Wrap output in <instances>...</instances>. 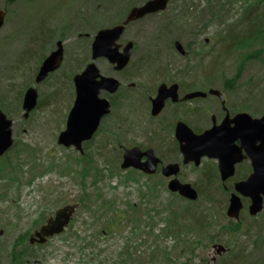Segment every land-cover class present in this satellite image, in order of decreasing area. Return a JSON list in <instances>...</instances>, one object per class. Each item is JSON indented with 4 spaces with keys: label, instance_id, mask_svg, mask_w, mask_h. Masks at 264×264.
<instances>
[{
    "label": "rangeland",
    "instance_id": "obj_1",
    "mask_svg": "<svg viewBox=\"0 0 264 264\" xmlns=\"http://www.w3.org/2000/svg\"><path fill=\"white\" fill-rule=\"evenodd\" d=\"M185 2L171 0L166 11L130 26L120 40L121 44L136 43L124 76L141 86L143 103L136 113L129 112L132 118L129 119L137 122L136 127L122 126L115 118L107 119L90 147L91 152L97 153L99 166L109 167L110 174L114 175L113 178L105 175L107 180L96 188L105 200L115 202L113 211L102 217L81 205L83 187L76 162L81 155L73 148L59 146L57 140L73 106V77L85 68L87 61L91 62L95 35L101 29L123 23L131 9L143 5L145 0H16L11 5L9 0H0V10L8 13L5 27L0 31V103L4 107L1 109L14 121L15 140L21 142L16 150L9 152L10 158L24 166V173L19 170L13 175L21 179L20 184L16 181L18 185H13L12 189L6 182L0 184V264H9L12 245L19 235L27 231L31 234L44 224L34 227L35 221L45 222L58 209L73 204L80 206L72 227L66 229L63 238L56 237L45 249H38L39 258L31 264H146L153 252L158 259L152 264H229L240 253L245 259L236 264H264V211L256 217H250L248 211L241 216V233L255 227L261 236L253 233L251 237H244L237 233L232 235L234 241L238 239L237 244L227 243L230 237L225 233L229 226L227 193L223 191L220 177L214 182L206 181L209 172L217 174L216 162L204 160L200 167L182 168L178 178L191 183L199 192L195 202L171 193L169 180L162 174L124 184L123 177L130 170L121 169L126 148L134 145L153 148L165 165L180 160L171 152L172 146L151 141L153 125L148 122L150 113L145 101L160 80L184 70L186 63L172 44L175 38L194 50L197 56L193 55L196 61L192 66L198 73L205 74L210 88L224 93L228 106L244 109L256 117L264 114V53L249 58L264 46V39L263 36L255 38L254 30L250 29L251 21L241 22L250 9L247 1L194 0L192 10L175 19L170 29L161 31L172 17V8ZM263 8L261 4L255 11L261 12ZM181 11L179 9L178 14ZM261 23L264 25V21ZM230 34L238 35L239 43L232 46ZM195 36L198 39L193 42ZM206 39L210 40L208 44H205ZM58 40L64 42V63L37 85L35 79L42 64L43 48L46 46L45 55L48 56L55 50ZM77 52L79 60L86 59V62L75 69ZM198 63L200 67L195 66ZM96 64L103 75L115 77L127 85L107 60L100 59ZM242 65L240 81L233 91H226L225 81L233 79ZM31 87L38 90L39 100L26 120L22 105ZM207 106L214 108L216 104L208 101ZM108 130L114 133H107ZM142 194H146L145 199ZM130 205L139 211L141 223L138 226L134 217L139 214L136 215ZM176 215L181 226L190 225L187 230L180 228L178 236L174 234L177 228H169L167 224ZM113 217L120 220L121 225L105 230L107 221ZM197 220L205 226L199 228ZM151 221L157 225L154 233L149 226ZM71 232H77L76 236ZM214 244H223L230 249L229 253L218 256ZM126 249L143 256L140 262H123ZM163 250L170 259L165 257Z\"/></svg>",
    "mask_w": 264,
    "mask_h": 264
},
{
    "label": "water",
    "instance_id": "obj_2",
    "mask_svg": "<svg viewBox=\"0 0 264 264\" xmlns=\"http://www.w3.org/2000/svg\"><path fill=\"white\" fill-rule=\"evenodd\" d=\"M171 0H148L141 6L134 7L127 15L126 20L111 28H104L97 32L92 44L91 62L85 70L73 79L76 88V99L72 106L65 129L59 134L57 143L66 149H75L84 155V144L92 141L99 131L102 120L111 115L112 108L108 98L103 93L114 95L121 89L122 83L115 77L105 76L101 73L96 62L105 59L117 72L124 71L131 63L135 43L133 41L122 46L120 40L128 26L144 18L161 14L167 10ZM6 10H0V31L5 27ZM175 49L182 56L187 55L180 41L175 43ZM65 49L63 41L56 43V48L42 62L36 76V84L43 83L51 74L57 72L63 65ZM176 87L169 89L163 84L158 89V95L152 100L151 115L158 116L164 109L165 101L169 98L177 99L171 94ZM210 94L221 99L225 106L226 99L220 90H211ZM205 93H194L186 99L206 97ZM39 100L38 90L29 88L23 100L24 119L37 108ZM177 137L180 142V151L184 157L182 166L194 164L202 165V160L218 161L221 182L225 185L236 174V165L244 158H238L241 149L236 147V141L240 140L242 148L246 151L250 147L254 150L252 166L254 172L245 180L236 182L234 192L230 195L227 208V217L234 221L240 220L244 209L243 199L250 200L249 215L256 217L264 211V115L255 118L249 113L237 114L232 120L229 115L220 124L202 135H196L184 123L177 127ZM260 142V145L258 143ZM15 144L14 121L10 119L0 108V159L9 153ZM146 158L145 160H143ZM161 160L156 156L154 149L142 151L135 146L124 149L121 169H134L147 176L157 174ZM181 172V164L171 163L165 165L161 174L169 179L168 190L180 197L195 202L199 199V192L191 183L182 182L178 176ZM80 204L67 205L58 209L54 217L48 218L46 223L31 235L30 244L45 245L50 238L62 235L79 208ZM213 249L218 256L229 252L223 244H214Z\"/></svg>",
    "mask_w": 264,
    "mask_h": 264
},
{
    "label": "flooded vegetation",
    "instance_id": "obj_3",
    "mask_svg": "<svg viewBox=\"0 0 264 264\" xmlns=\"http://www.w3.org/2000/svg\"><path fill=\"white\" fill-rule=\"evenodd\" d=\"M137 22H139V21H137ZM137 22L130 24L128 26V28L130 26L136 24ZM79 36H82V35L80 34ZM197 39H198V37L195 36L193 39V42L197 41ZM177 41H180V40L178 38H175L173 40V43H172L174 46L175 52H177L175 49V43ZM209 41H210L209 39H206L205 44L206 43L208 44ZM129 42H131V41H127V43H129ZM193 42H191V43H193ZM126 44H121V45L124 47V46H126ZM194 45H196V44H194ZM184 48L187 51L186 56H182L179 52H177V54H179L180 56L183 57V60L186 63L183 67L184 70L181 72L179 71L177 74H172V75L167 76L166 80H160L155 87L154 93H152V95L149 96L145 100L146 104H147V111L150 113V116L148 117V122L153 125V134H152L151 141L154 144L156 143L158 145L172 146L171 152L176 153V155L179 156V159H180L179 162H174V163L181 164V172H182V168L184 167V166H182V162L184 160V157L180 151V142H179L178 137H177V127H178L179 123H184L185 125H187V127H189L193 131L194 134L202 135L206 131L212 129L215 125H220L226 119V117L228 115H229V120H232L237 114L249 113L247 111H244V109H235L231 106H228V100L222 91L221 92L223 93V95L225 96V99H226L225 106L222 104V101L220 98H218L215 95L210 94V91L213 90V88H210V86L208 85V82H207L208 80H206L205 74L201 71H199V73H198V71H196L194 69V66H192L193 62L196 61L193 58V55H195L196 53H194V50L190 47V45H186V46H184ZM135 50H136V43H135L134 52H135ZM134 52H133V54H134ZM196 56H197V54H196ZM91 57H92V44H91ZM83 62H86V59H83L82 63ZM89 63L87 61L85 68L87 67V65ZM129 66L122 72L115 71L114 67L112 66V68L115 72H117L123 76L122 81L126 82L127 85L124 86L122 83L120 91L114 95H111V94L106 93V92L103 93V97L108 98L110 103H111L112 113H111V115L107 116L105 119L102 120L101 127L104 125V122L107 119H111V118H115V120H117L119 122V124H121L122 126H126V127L128 126L130 128L136 127L137 122H136V120L135 121L131 120L132 118H131V116H129V112L132 111L133 113H136L137 109L141 107V105L143 103L142 102L143 101V92L141 90H139L141 87L139 84H136L134 82H130L128 78H125L124 74L126 73V70L129 68ZM195 66L200 67L201 64L198 63ZM186 67H188V69H186ZM190 67H192V68L190 69ZM85 68L80 73H82L85 70ZM80 73H78V74H80ZM78 74H76V75H78ZM74 77H73V79H74ZM163 84H166L169 89H172V87H176L175 91L174 90L171 91V94L174 96H177V99L176 100H174L173 98L167 99L165 101L164 109L161 111V113L158 116H152L151 115L152 100L158 95V89ZM73 86H74V93H75V97H74V102H75L76 88H75L74 82H73ZM214 90H218V89H214ZM197 92L205 93V94H207V96L206 97H197L194 99H186V97L188 95H191V94H194ZM208 101H210V103L213 102L214 104H216V106L214 108L207 106ZM74 102H73V105H74ZM124 113L126 116L124 115ZM250 115H252V114H250ZM263 115L264 114H262L260 117H262ZM253 117L260 118V117H256V116H253ZM129 118H131V119H129ZM122 126L119 125L120 128H122ZM98 133H99V131H98ZM259 145H260V142L258 143L257 146H259ZM134 146H137V145H134ZM139 147L141 148L142 151H146V150L150 149V147H148V148H142L141 146H139ZM236 147L241 149V154L238 156V158H244V159H242V162H240L236 165V174H235L234 178L230 179L225 185L223 184V186H222L223 190L227 193L228 201H229L231 193L234 192V190H235L234 185L237 181H234V179H235L236 175L238 173H243V174H245V179H247L254 172L253 166H252V161H253L252 158H254L253 157L254 156L253 148L250 147V150L246 151L245 149L242 148V144H241L240 140L236 141ZM169 151L170 150H168V153H169ZM155 154L161 160V163H160V165L158 167V171H157V175H158V174H161V170L165 166V164H164L163 158L161 156H159L156 153V151H155ZM145 159L146 158H144L143 160H145ZM204 160H209V159L204 158L202 160V163ZM211 161L216 162L217 174L220 177V172L218 169V161L217 160H211ZM190 165H194V164H190ZM190 165H187V166H190ZM167 180H169V179H167ZM231 183L233 185V190L231 189ZM246 200L247 199H243L244 209L241 212L240 221H241L242 214H244L245 211H248V207L250 205V200H247V201ZM227 208H228V206H227ZM227 208H226V212H227ZM248 214H249V211H248ZM54 216H51V217H54ZM51 217H49V218H51ZM72 220H73V218H72ZM72 220H71V223L69 226H71ZM46 221L44 222V224L46 223ZM44 224H42L40 226V228ZM40 228L35 230L28 237L27 245H29L32 249L30 252L24 253L26 256L25 264H31L39 258V255L37 253L38 249H41V250L45 249L47 246H49L51 241L56 237H62V238L64 237L62 234V235H58V236H55L53 238H50L45 245H39V244L32 245V244H30L29 239H30L31 235L34 234L36 231H39ZM15 255L16 254H15V248H14V243H13L12 248H11V252H10V259L12 258V260H13Z\"/></svg>",
    "mask_w": 264,
    "mask_h": 264
},
{
    "label": "trees",
    "instance_id": "obj_4",
    "mask_svg": "<svg viewBox=\"0 0 264 264\" xmlns=\"http://www.w3.org/2000/svg\"><path fill=\"white\" fill-rule=\"evenodd\" d=\"M148 0H145V2ZM187 2L184 3V5L182 6H176L172 8V17H170L167 21V23L164 25V29H162L161 31L167 30L171 28V25L174 23L175 19H178L181 17V14L185 13L186 11H190L193 9L194 7V0H186ZM209 1V0H208ZM248 3V6L250 7L249 12H247L246 14H244L242 16L241 22H246V21H251V25H250V29L254 30L253 33L255 36V38L263 36L264 39V25L261 23L264 21V8L262 9L261 12H257L255 10H257L259 8V6L262 4L264 5V0H253L254 2V7L252 4V0H246ZM10 5L14 4L16 2V0H9ZM171 4V3H170ZM253 7V8H252ZM181 9V13L178 14V10ZM170 24L169 27H167V24ZM257 26V27H256ZM253 27H256L255 29H253ZM234 34V31L232 32ZM231 35V36H230ZM229 36V41L231 43V45H235L237 43H239V39H238V35L233 36L232 34H230ZM162 36V34H161ZM61 39L62 35L60 36ZM254 38V40H255ZM223 41H225V37H223ZM53 46V45H52ZM45 50H46V46H44L43 48V52H42V56H41V62H43L47 56L45 55ZM264 53V46L256 52L255 56H250L249 58H256L259 55H262ZM76 63H78V65L76 66L75 69H78L80 67H82V59L79 60L78 57V52L76 53ZM243 69H244V65H242V67L238 70L236 76L233 79L230 80H226L224 83V89L228 92H231L234 90L235 85L240 81L242 73H243ZM73 84V83H72ZM3 105L0 103V108H4L2 107ZM41 106V103L39 102V107ZM102 129V127L100 128V130ZM100 132V131H99ZM107 133L113 134L114 132L108 130ZM99 134V133H98ZM116 141V137L114 138ZM94 140L95 138L88 143H85L84 149H85V154L82 156L77 157L76 162H77V166L80 167V173H81V185L83 187V197L80 199L81 205L83 207H85L86 209L92 211L94 214H102V217H106L110 212L113 211L114 206H115V202H111V201H107L103 198V196L100 193L99 189H96L100 183L105 182L107 179L105 177V175H110V178H113L111 176H114L113 174H110V168L109 167H103V166H99V160L97 157V153H93L90 151V147L94 144ZM106 140H110L109 138ZM107 143V142H105ZM19 145H21V142L19 140H15V144L13 146V149L10 151L13 152L14 150H16L17 147H19ZM103 149L106 148V144L104 145V147L102 146ZM10 153H7L3 158L0 159V184H2L3 182H6L8 184V186H10V188L12 189L13 185H18L16 184V181H19V184L21 183V179L19 177H13V175H16L17 171H21L22 173H24V169H23V165L19 164V163H15L11 158H10ZM53 167V166H52ZM68 168H70V166H67ZM128 173L123 177L124 178V184L128 185L130 183H132L133 181L135 182H140V178L142 179L143 177H146V175H144L143 173L136 171V170H129L127 171ZM138 177V178H137ZM149 179L152 176H147ZM219 177L218 174H214L211 172H209L206 175V181H212L214 182V180ZM245 180V174L243 173H238L234 179V181H242ZM88 181L89 185H88ZM93 189V191L89 192L90 189ZM231 189L233 190V185H231ZM98 190V191H97ZM224 191V190H223ZM225 192V191H224ZM226 193V192H225ZM142 198L145 199L146 198V194H142ZM182 200H185L181 197H179ZM247 201V200H246ZM249 202V201H248ZM130 208L132 210L135 211V214L138 215L139 211H137L136 209H134V205H130ZM148 213V212H147ZM44 219V216H43ZM179 217L176 215L173 220L168 221V227L169 228H177V230L174 231V234L176 236L181 235V230L183 227L187 230L190 225H186L183 224L181 226L180 222L178 221ZM229 222V226H227L225 233L226 235L228 234L230 237L227 238V243H231V241L233 243L238 242V239H236L234 241V234L237 233H241L242 231V223L243 221H239V222H235L234 220H228ZM134 222L136 223V226H138L141 223V218H140V214L138 216L134 217ZM36 225L34 227H38L39 225H41L42 223H44L43 221H35L34 222ZM121 225V221L117 220L116 217L111 218L110 220L107 221L104 229H114L118 226ZM196 225L199 228H203L204 222H200V221H196ZM150 228L152 229V233H154V231L156 230L157 225L153 223V221H151L149 223ZM72 227V226H71ZM190 229V228H189ZM180 230V231H179ZM257 234L258 236H261L260 234H258L257 229L255 227H251V228H247L243 233L244 237H249L251 234ZM77 232H71V235H75L76 236ZM30 235V231L25 232V234L20 235L14 242V248H15V256L14 259L12 260V258L10 259L9 264H25V259L26 256L24 253H28L31 251V247L29 245H27V240L28 237ZM233 235V236H232ZM251 237V236H250ZM68 239V238H66ZM255 243H258V240H255ZM0 252H1V248H0ZM162 253L165 255V257L167 259H170L169 254L163 250ZM240 253V252H239ZM137 254V253H135ZM133 253H131L129 251V249H126L125 252V256L126 258L123 259V262L127 263V262H135L137 263L140 262L139 258L143 257V256H137ZM236 255V254H235ZM135 256H137L135 258ZM242 256V257H241ZM245 259V256L243 254H239L235 256V260L234 262L232 261L229 264H236L238 261ZM158 259V255L153 252L151 257L147 260L146 264H152L154 262V260ZM233 260V259H232Z\"/></svg>",
    "mask_w": 264,
    "mask_h": 264
}]
</instances>
